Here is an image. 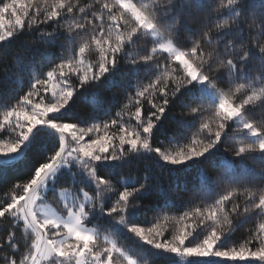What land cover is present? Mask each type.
Wrapping results in <instances>:
<instances>
[{
  "label": "snow or ice",
  "instance_id": "1",
  "mask_svg": "<svg viewBox=\"0 0 264 264\" xmlns=\"http://www.w3.org/2000/svg\"><path fill=\"white\" fill-rule=\"evenodd\" d=\"M25 33L34 39L22 45L26 63L16 71L29 79L13 71L0 80V174L28 177L0 200V226L8 229L0 264H264V120L248 118L250 107L264 108V0H0V49ZM141 38L152 46L133 54ZM118 72L127 105L114 115L110 108L86 118L74 112L83 90ZM7 81L19 91L4 87ZM176 105L185 110L179 139L164 146L156 133ZM234 127L242 135L233 139L242 142L231 159L218 157ZM186 128L195 130L187 135ZM42 139L51 147L42 148ZM132 158L167 173L172 195L191 191L203 201L176 218L170 236L161 219L179 208L160 177L149 169L136 183L113 179V169ZM257 159L259 183L243 170L245 160ZM214 188L223 194L208 203ZM49 192L54 202L46 203ZM154 193L155 223L145 227L137 220L140 201ZM96 221L103 231L131 234L152 260L134 259L99 226L88 227ZM248 221L255 222L248 239L229 246ZM21 229L25 251L17 258Z\"/></svg>",
  "mask_w": 264,
  "mask_h": 264
},
{
  "label": "trees",
  "instance_id": "2",
  "mask_svg": "<svg viewBox=\"0 0 264 264\" xmlns=\"http://www.w3.org/2000/svg\"><path fill=\"white\" fill-rule=\"evenodd\" d=\"M4 2H7V0H4ZM92 2L93 0H80L81 6H84L85 4H91ZM189 23L191 24L192 22L189 21ZM43 27L47 29V26ZM47 30L51 31V29ZM185 38H187V34L182 32L181 39ZM33 39L34 37L32 34L25 33L22 34L18 39L14 40L11 45L0 49V80H3L5 72L12 73L13 71L18 70L22 64L26 63V61L24 60L25 53L21 51V47L24 43L31 44ZM70 44L71 42H67L65 45L67 48H69V51L66 52L65 55H71ZM151 46L152 45L150 41H146L144 38H141L139 41H137V45L133 46V54H135L138 49L150 50ZM204 50L207 52L210 49L205 48ZM60 51L61 49L59 48L52 49V52L56 53L57 55L60 53ZM49 58H52L51 53H49ZM88 59L94 61L96 57L95 55H90ZM157 59L159 60L160 57H157ZM56 62L58 63L59 61L57 60ZM161 63H163L162 60ZM4 64H9L11 65V67L4 69ZM121 70H123V62L121 64ZM259 71L260 68L257 64L252 69L250 75L257 76L259 74ZM16 76L17 78H22L25 82L29 79L27 72L20 73L19 71H16ZM110 80H114L115 83H110ZM121 86L122 80L120 72H118L114 77H110L109 80L103 81L99 84V86H89L86 90H83L81 92V95L76 97V103L73 106L74 112L80 117L86 118L89 115L101 116V113L104 109L110 108L111 113L114 115L128 103L126 99L127 94L120 90ZM4 87L16 89L17 91H19L21 85L12 83L11 81H7ZM221 87H226V85H221ZM23 91H27V87H24ZM23 91L20 92V95L23 94ZM246 94L249 93H244L243 95ZM241 98L243 97L241 96ZM14 102L15 101H13V103ZM184 111L185 110L183 108H181L179 105H176L166 114L164 120L160 123L159 129L156 133L155 139L157 143L162 142L164 146H168L170 139H179L178 132L180 130V125L177 123V121L181 120ZM248 118L257 121V123L264 120V108H261L259 106L250 107L248 112ZM183 119L185 124L190 125L192 123L191 118L188 116H184ZM199 119L200 118L197 117V120ZM194 130L195 129L186 128L184 129V132L187 135H191V131ZM239 135H242V133H240L239 130L234 127L229 134V138L225 139V141L220 144L217 156L227 157L228 159H231L233 155L232 148L238 146L239 143L242 142L238 138L233 139L234 136ZM180 143H183V140H180ZM40 145L42 148H44L45 146L51 147V145H47L46 139H42L40 141ZM172 146L176 147L177 145L173 144ZM244 164L247 165V168L243 170L246 171L250 177L256 178L259 183L258 178L261 173L260 161L258 159L256 161L245 160ZM201 167L203 170L208 171L210 174H214L215 170L209 168L207 165H202ZM149 169H151L149 175H152L154 177H160L159 183L163 186L165 190L169 191L170 200L174 202L176 208H179V211H176V209L173 208L171 212L167 213V216L169 217L168 220L161 219V224H163L169 229L167 235L170 236L171 232L174 230L176 218L186 210H189V208L195 207L197 205H202L203 201L200 199L199 196L193 197V193L191 191L187 193L181 192L178 196L172 195V190L169 187V179L167 177V173L161 175L160 170L155 167L154 163L151 160L132 158L122 167L113 169L112 176L114 180H120L121 184L124 181L136 183V181L142 178L145 172ZM27 178V175L22 170L5 171L0 174V200H3L6 195L10 196L11 193L8 192V189H10L14 184ZM57 191H59V188H57ZM220 194H223V192L217 191L214 188L206 198L207 202L211 203L214 199L218 198V195ZM190 198L193 199V203L191 205H187L185 202L188 201ZM158 199V194L154 193L153 195L140 201L141 207L137 213V220L138 222L142 223L143 226L149 227L151 226V223H155V220H153L154 212L152 211V208L156 206V202H158ZM45 202H54V198L51 192L47 194ZM242 202L243 196L240 197L239 201H234V203L241 204ZM228 207L229 209H231V205H229ZM149 221L151 223H146ZM254 223V221H248L236 228L230 240L228 241L229 246H238L239 244L243 243L246 239H248L249 230L254 228ZM97 226L101 228L102 237L104 235H107L110 239H115L120 247L124 248L130 254L133 255L134 259L138 256H143L145 258V261L152 260V258L148 256L147 253L141 251V249L137 245L136 239L132 237L131 234H128L126 233V231L123 230L120 233H117L114 229L110 227L107 231H103L105 225H103L100 221H96L93 224L88 225V227L90 228H94ZM7 231L8 229L6 227L0 226V237H3L6 240ZM24 235L25 234L22 229L18 230L16 233L17 239L19 240L21 245L20 253L17 254V258H19V255L25 251V248L23 247L25 242ZM30 242L31 241L29 240L28 243ZM4 254L5 253L3 251H0V256ZM175 259L177 261L182 260V258ZM124 264H127V262L125 261ZM153 264H175V262L172 261L171 258H166L154 260Z\"/></svg>",
  "mask_w": 264,
  "mask_h": 264
},
{
  "label": "rangeland",
  "instance_id": "3",
  "mask_svg": "<svg viewBox=\"0 0 264 264\" xmlns=\"http://www.w3.org/2000/svg\"><path fill=\"white\" fill-rule=\"evenodd\" d=\"M6 20H7V17H6Z\"/></svg>",
  "mask_w": 264,
  "mask_h": 264
}]
</instances>
